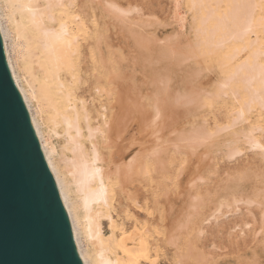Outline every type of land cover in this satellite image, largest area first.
Masks as SVG:
<instances>
[{
	"label": "bare ground",
	"instance_id": "6f19581e",
	"mask_svg": "<svg viewBox=\"0 0 264 264\" xmlns=\"http://www.w3.org/2000/svg\"><path fill=\"white\" fill-rule=\"evenodd\" d=\"M181 4L191 15L190 32L184 36L175 30L161 38L165 44L159 52L187 66L192 60L196 69L191 70V76L188 73L189 78L199 79L203 72H214L215 76L209 84L210 79H201L210 78L209 74L200 76L206 85L201 91L196 87V93L195 87L187 89L185 85L187 90L182 85L170 92L169 77L153 78L159 94L151 96L150 113L147 108L139 112L138 101L132 100L137 91L125 87L126 69L115 56L116 38L104 24L106 16L120 21L137 45H144V37L155 38L147 30L151 19L131 18L137 10L133 4L124 5L119 0H0V31L7 63L55 176L85 264H190L182 240L184 220L168 218L164 211L166 181L174 158L187 155L188 159V154L196 155L204 147L230 160L252 151L264 162V0H175L174 16L183 30L186 24ZM147 45L152 47L146 44V49ZM124 93L125 102L120 100ZM168 101L172 107L195 103L200 109L224 102L226 121L212 125L200 112L202 118L196 116L198 120L186 129L175 126L177 133L171 138H157L152 143L150 130L146 133L141 129L143 135L138 139L133 134L137 129L134 115L140 113L142 128L149 126L150 118L161 120L158 130L162 131L168 127ZM195 106L190 108L194 111ZM175 129L170 131L175 133ZM263 173L259 176L264 180ZM196 179L189 184L198 191ZM248 180L247 175L236 177L224 188L212 217L224 208H238L242 201L248 207L257 204L261 224L254 237L262 235L256 243L264 248V187L254 196L248 192ZM195 206V202H187V212L182 215L186 220L191 215L189 209ZM200 206L202 203L197 214L204 217L205 205L202 210Z\"/></svg>",
	"mask_w": 264,
	"mask_h": 264
},
{
	"label": "rangeland",
	"instance_id": "374dc122",
	"mask_svg": "<svg viewBox=\"0 0 264 264\" xmlns=\"http://www.w3.org/2000/svg\"><path fill=\"white\" fill-rule=\"evenodd\" d=\"M119 1L124 5H127L129 3V4H133L136 7L137 12L135 11L131 13L130 14L131 18L141 17V18H138L137 20L143 19L142 17L145 18L144 20L151 19L152 25H149L147 27V30H149L150 33L154 34L155 38L147 37V39H145V37L143 36L144 37L143 39L145 40L144 45L149 44L150 47L152 46L154 48L155 47L157 48V49L156 48L154 49L152 47L149 48V46L147 45L149 49L148 48L146 49L145 48L146 46L144 47L143 44L140 45L138 43L137 45L136 40L132 39L128 34V32L130 33V30L128 31L129 28L125 27L124 24H121L120 21H117L111 17H108V16L104 17V24L109 29L111 34L116 38L115 56L118 59V64L121 68H124V71L126 69L125 71L126 74L124 77L125 80H123L124 85L126 84L128 86L129 84V86H132V87L129 88V86L127 87L125 85L127 89H130V90L132 89L133 92L137 91L136 93L134 92L135 98L132 96L133 97L132 100L135 99L138 101L136 108L140 110V111L138 110L139 112H142L145 110L144 108H147L148 111L152 113L153 109L151 108L152 106L151 96L154 97V93L159 94V91L155 92L157 84L153 85L152 82L154 81V79L156 80V78L159 75H161L159 76V78L163 76L165 78L166 77L170 78V81H169V85L171 87L170 92H173L176 88H179L180 86L183 85V88L185 86H186L185 88H187V86L188 87L191 86L192 89L195 87L194 92L196 93L195 89L200 88V89H197V91L198 90L201 91L202 90L201 87L206 85L205 83L208 82L209 79H210L209 80L210 82H208V84L213 81V77L215 76L213 74L214 72L213 73L210 72L209 74V72H203L202 69L201 71L203 73H202V76L200 73V75L198 76L199 79L189 78L191 74H193L192 72L196 69L195 68L193 70L194 65H193L192 60H190L191 62L190 64H188L189 66H187L186 63L182 64L176 60L175 61L172 60L171 58L170 60L169 58H167V56L165 57L163 56L164 57L163 58L162 54L159 52L160 48H162L163 45L165 44V43H162L163 40L161 38H166V36L168 37L170 34H173L175 30L181 31L182 33H184L183 34L184 36L190 32L189 22H190L191 15H190V12L186 10V7L184 6V4H181L180 10L185 15L186 27L182 30L178 22V19L174 16L175 15V0H119ZM155 35H157L158 37H156ZM157 39L158 40L161 39V41H157ZM146 40L150 41V43L149 42L147 43ZM185 46L186 44L183 45V47ZM151 50L153 51L158 50V51L151 52ZM150 53H152L151 54L152 57ZM154 53L157 54V57ZM133 57L134 58L136 57V58L134 59ZM142 57L144 60L145 59H149V60L145 62L142 59ZM139 61L141 63H139ZM170 61H172L171 64H170ZM142 63L144 64L142 65ZM150 63H151V66H150ZM168 64H169V68H167V70L166 68L164 69V67L168 66ZM171 66H174V67L171 68ZM196 66L197 64L195 65V67ZM148 68L149 69L153 68V69H151L150 71ZM155 68H158V69L156 70ZM154 69H155V72L150 74V72H153ZM187 70L189 72H187ZM157 72L160 74H158ZM167 72H169L170 76L168 75ZM155 73L157 74V76ZM188 73H190V76ZM152 74H154L155 76L154 75L152 76ZM164 74L168 76H165ZM206 74L207 75L209 74L210 78L205 77ZM194 75H197V74H194ZM151 76H152V79L149 78ZM200 76L205 77L201 79L202 80L205 79L204 81L206 82L204 81L202 82V80L200 79ZM184 78L186 79V81L189 80L188 82L189 84L185 81ZM192 79H193V82H190L192 81ZM182 81H185V84ZM200 81L202 82V84ZM122 98L120 100H123V102H125V93ZM123 102H120V104L122 103V106H123ZM215 104H213L214 106L211 105V107L206 105L205 107L203 106L204 107L203 109L202 108L200 109L199 106H195V103H193V105H191L192 107L195 106V109L193 111L194 107L190 108L191 107L190 105L189 107L188 105H186L185 107L184 105H180L181 107L183 106L182 107L183 109H182V108H176L175 106L172 107V105L169 103V106L171 105L170 107L171 112L169 114H168V111H170L169 106L165 104L164 109L166 110L165 108L166 105L168 109V111L166 110L168 114L166 115L167 118H169L171 115L172 116L168 119V123H167V118L165 116L162 117L163 122H164V119L166 118V126H168V127H164L162 131L158 130V128L160 127L161 120L153 121V119L150 118L149 126L147 128H142L143 125L141 126V123L143 124V121H141V115L139 116L140 113L138 115H136L137 114L136 113L135 114L136 117L133 114L135 120L132 118L134 120L132 121L137 127V129L135 130L136 132L133 131V134L138 139H141L143 135V131L146 132L147 131L146 129H149L150 131L148 132L150 134V141L152 142L153 140H156L157 138L163 139L165 137V139H168V138L175 136V134L177 133L176 129L174 128L175 126H177V129H180V130L183 128L186 129L187 126L189 127L190 125H192L193 121L198 120V118L200 119V117L203 114H204V117L207 118L209 123H211L212 125H214L216 122L226 121L225 118L228 113L227 112L228 108H227L226 103L219 101ZM180 106H177V107H180ZM185 108L186 110H184ZM177 109H179L178 115L176 113ZM190 109H192L194 113L198 111V109L200 110L198 111L197 114H194ZM165 110H164V114L166 112ZM185 111L187 112V114L184 113ZM189 112L191 114H189ZM200 112H202V115ZM192 114L195 116H193ZM196 116H198V118H196ZM263 121H264V118H263ZM171 125L175 129V133L174 132L172 133L170 131V130H174ZM140 131L142 133L141 135H139ZM137 134L139 135V137ZM149 134H148V137H149ZM203 151L207 152V150L204 149V147H201L198 151L199 153L196 152L197 153L196 155L193 153L195 156H193V154L192 155L188 154V157H189L188 159H187V155H184V157L180 156V159L174 158L175 159L173 160L174 165L172 164L173 166L172 165L169 166L170 173L168 174H170V177L167 178V181H166L167 182V188H166L167 197L163 198L164 206H165L164 211L166 215L168 214V218L172 216L174 217L176 216L177 218L182 217V220H184L182 240H183V246H184L187 261H189L190 264H194V263L195 264H258L259 262L264 263V248L260 244L259 241L258 243H256V239L261 237L262 235L260 234L258 237H254L255 230L257 232L261 224L259 220L260 209L257 206H255L257 204H254L253 206L248 207V205H246L247 203L242 201L240 205L237 206L238 208L234 209L232 207V210L230 211H228L230 208L229 209L224 208L223 212H221L220 214H217L216 217H212L214 216L212 213L220 201L224 188L230 184H233L234 178L247 175L249 177L248 192L254 196H255V193H254L255 191H260V188L264 187L263 185L264 180L262 179L263 177L260 178L259 176L260 174L264 172V162H262L259 156L254 154L252 151H245L242 155H240L235 160H230L226 158L225 156H223L221 153H217L215 151L214 152L212 151L213 152L212 154L208 151L210 155L206 157L208 152L206 154L205 152L204 154H202ZM200 155L204 156L205 160H203L201 158L202 156ZM167 156H169L170 159L171 157H173L172 155H168V154ZM185 158L187 159V162ZM202 160H203V163L205 161L207 163L203 164ZM198 163L199 165H197ZM200 163L203 165H201ZM195 166L196 168H198V171L196 172L198 174L202 173L201 175L196 174ZM177 170H180L181 173H179V171L177 172ZM192 173L193 174L195 173L196 176H198L196 177L195 175H193L195 176L194 179L197 178L195 180L196 183L195 182L194 183L197 184L196 187H198L199 189L198 188L196 189H198V191L192 188L194 184L193 185L191 184L192 189L190 188L189 183H191L194 180ZM179 175H180V178H179ZM199 176H203V179H201L202 177H199ZM199 191L201 194H199ZM193 195H196V197L193 198L192 197ZM197 196H199V198H197ZM188 201L195 202L196 206L195 208L189 209L191 215L189 219L186 220L185 217H183L184 216L183 212L184 211L187 212L185 209L187 208ZM200 203H202V206H200L201 210L203 208V205H205V207L203 208L204 217H200L197 214V210H198ZM247 209L253 210V213L249 212ZM156 213L158 214V212ZM178 214H180V216H177ZM200 226L202 228V231H201Z\"/></svg>",
	"mask_w": 264,
	"mask_h": 264
},
{
	"label": "water",
	"instance_id": "95a60500",
	"mask_svg": "<svg viewBox=\"0 0 264 264\" xmlns=\"http://www.w3.org/2000/svg\"><path fill=\"white\" fill-rule=\"evenodd\" d=\"M0 264H85L0 31Z\"/></svg>",
	"mask_w": 264,
	"mask_h": 264
}]
</instances>
